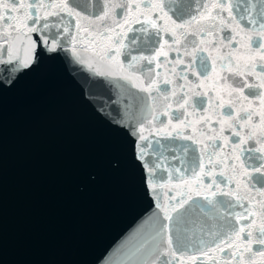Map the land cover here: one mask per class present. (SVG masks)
<instances>
[{
	"label": "snow or ice",
	"instance_id": "snow-or-ice-1",
	"mask_svg": "<svg viewBox=\"0 0 264 264\" xmlns=\"http://www.w3.org/2000/svg\"><path fill=\"white\" fill-rule=\"evenodd\" d=\"M57 61L154 202L100 264H264V0H0V95Z\"/></svg>",
	"mask_w": 264,
	"mask_h": 264
},
{
	"label": "water",
	"instance_id": "water-1",
	"mask_svg": "<svg viewBox=\"0 0 264 264\" xmlns=\"http://www.w3.org/2000/svg\"><path fill=\"white\" fill-rule=\"evenodd\" d=\"M83 77L45 62L0 95V264H100L154 209L104 104L127 98Z\"/></svg>",
	"mask_w": 264,
	"mask_h": 264
}]
</instances>
